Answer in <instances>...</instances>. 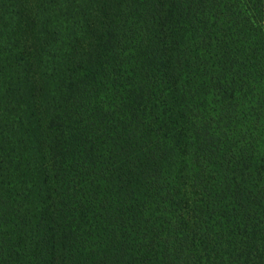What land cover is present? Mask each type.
I'll return each instance as SVG.
<instances>
[{
  "label": "trees",
  "instance_id": "1",
  "mask_svg": "<svg viewBox=\"0 0 264 264\" xmlns=\"http://www.w3.org/2000/svg\"><path fill=\"white\" fill-rule=\"evenodd\" d=\"M0 264H264V0H0Z\"/></svg>",
  "mask_w": 264,
  "mask_h": 264
}]
</instances>
